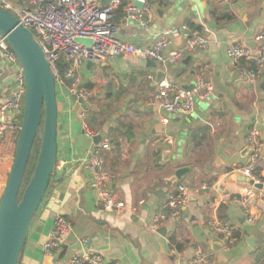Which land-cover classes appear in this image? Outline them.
<instances>
[{"label": "crops", "instance_id": "crops-1", "mask_svg": "<svg viewBox=\"0 0 264 264\" xmlns=\"http://www.w3.org/2000/svg\"><path fill=\"white\" fill-rule=\"evenodd\" d=\"M194 1L197 11L186 9L185 0H150L147 26L126 22L121 7L115 13L118 38L149 46L158 35L172 31L175 33L169 35L176 38V49L183 43L181 26L192 24L207 40V48L185 54L164 72V78L190 88L201 76L210 82L213 93L197 102L189 115H166L168 124L164 125V114L148 105L155 91L157 67L125 56L111 59L97 70L85 66L83 86H90L94 100L105 106L97 107L93 101L95 112L90 110L83 119L82 108L75 107L66 92H56L61 130L55 164L64 165L61 171L53 170L17 264L54 263L44 245L56 216L71 225L68 248L83 241L80 254H99L106 262L176 264L177 258H189L200 250L211 256V264H264V200H252L245 206L233 202L244 185L236 170L250 159L249 130H259V141L264 143V71L251 87L227 57V49L236 43L255 48V36L264 32V0H230L223 6L218 0ZM9 75L6 73L3 84L9 85ZM3 91L0 83V94ZM102 112L109 116L100 124L95 116ZM157 124L166 127L165 135L155 133ZM84 125L94 133L104 132L101 141L111 145L104 154V168L114 176L110 186L114 197L126 206L122 214L103 212L96 203L86 166L94 144L84 134ZM161 137H169L171 146L155 145ZM261 156L256 174L264 179V145ZM179 168L190 171L168 187L166 181ZM176 183L189 188V198L180 216L165 222L166 235L161 236L150 225ZM134 207L137 214L130 212ZM248 214L255 217L251 225L245 223ZM214 220L228 221L239 239L226 244L209 229Z\"/></svg>", "mask_w": 264, "mask_h": 264}, {"label": "built area", "instance_id": "built-area-1", "mask_svg": "<svg viewBox=\"0 0 264 264\" xmlns=\"http://www.w3.org/2000/svg\"><path fill=\"white\" fill-rule=\"evenodd\" d=\"M0 0V7L14 13L18 23L28 30L40 47L43 56L50 66L54 77L56 92H66L75 107H81L82 101L87 107L81 118L92 110L94 92L86 89L83 84V70L87 64L93 67L106 64L109 60L125 56L141 61H152L163 73L179 63L185 54L195 53L207 48V40L197 30L187 24L181 26L183 43L180 48H173L176 38L175 32L158 35L149 46L132 45L119 40V26L115 22V13L122 7L123 19L126 22L139 23L147 26L146 14L149 11L150 0ZM230 0H218L220 6ZM179 36V37H182ZM177 37V38H179ZM78 39L90 41V45H81ZM255 48L243 43H236L227 49V57L232 62L233 70L254 87L264 71V32L255 36ZM6 73H10L9 85L3 84ZM152 79L151 76H149ZM0 83L4 86L3 95L0 94V139L6 131L19 129L20 116L23 109L24 83L22 71L17 59L9 48L5 38L0 36ZM213 93V87L204 78L197 76L191 89H185L179 84L171 83L165 78L155 84V91L149 106H158L164 114L161 123L168 124L166 115H189L198 101L208 98ZM84 134L94 139L99 133L90 131L86 125ZM155 145L170 147L169 137H161ZM250 159L247 165L237 168L236 173L253 181L254 185H261V189L243 183L239 197L233 202L245 206L252 200H264V179L256 173L261 162V150L264 145L259 141V130L253 128L248 132ZM111 145L108 141H101L93 145L87 162L91 173V189L95 194L96 203L103 212L122 214L126 210L125 204L114 197L110 186L114 176L104 168V154ZM2 158H0V161ZM63 163L54 166V170L61 171ZM206 189L205 185L201 186ZM190 190L186 185L176 183L165 203L154 214L150 229L157 232L163 228L168 220H175L180 216L181 208L187 203ZM131 214H137V208L130 209ZM255 217L248 214L245 223L253 224ZM211 232L219 236L228 245L234 243L235 229L228 221L214 220L208 224ZM72 228L63 217L56 216L53 226L47 236L44 251L54 258L53 264H115L106 262L99 254L75 253L71 260H67L66 245ZM84 243L81 241V244ZM211 256L197 250L191 257H179L176 264H211Z\"/></svg>", "mask_w": 264, "mask_h": 264}, {"label": "water", "instance_id": "water-1", "mask_svg": "<svg viewBox=\"0 0 264 264\" xmlns=\"http://www.w3.org/2000/svg\"><path fill=\"white\" fill-rule=\"evenodd\" d=\"M185 3L186 9L197 11L194 0H185ZM192 15L195 16L196 13L193 12ZM0 36L5 38L17 59L25 89L14 157L0 196V264H17L32 221L43 202L53 175L57 160V133L61 130V126L57 122V93L49 64L32 34L1 7ZM76 42L81 45H90V41L83 39H78ZM147 64L151 68L156 67L152 61H147ZM86 67L91 68L93 65L87 64ZM156 75V81L164 78L161 70H157ZM191 88L192 86L185 89ZM80 104L82 110L87 111L82 101ZM153 110L157 113L158 106H153ZM92 112H95V109ZM41 124V141L36 163L28 184L21 191L26 167ZM165 131L164 125L155 126V133L165 135ZM104 137L105 133L101 132L93 139V144H98ZM163 154L165 157L168 155L167 152ZM189 171V168L177 169L174 176L166 181L167 186L172 187ZM237 179L257 189L262 188L261 185H254L248 178ZM157 233L165 236L166 230L160 228ZM81 246L80 243L71 245L67 250V260H71Z\"/></svg>", "mask_w": 264, "mask_h": 264}, {"label": "trees", "instance_id": "trees-1", "mask_svg": "<svg viewBox=\"0 0 264 264\" xmlns=\"http://www.w3.org/2000/svg\"><path fill=\"white\" fill-rule=\"evenodd\" d=\"M187 25L191 29H194V30L197 29L192 24H187ZM88 88L90 89V86ZM21 118H22V114L20 116L19 123H21ZM19 128H20V124H19ZM41 131H42V124L40 126L39 132L41 133ZM18 134H19V129L16 131H6L4 135L2 136V138L0 139V158H2V160L0 161V196L2 194L3 186L6 183L7 176H8V173L12 165V159L14 157ZM40 141L41 139L38 138L37 136L35 139L31 154H30L27 167H26V171H25L24 178H23V183L21 186V191L26 187V185L28 184L32 176V172H33L36 159H37V155L39 152ZM20 196H21V193H20ZM20 196H19V199H20ZM233 238H234V242L237 241L239 239V234L237 232H234ZM172 243L175 244L177 251L181 250V247L178 246L176 243H174V240H172Z\"/></svg>", "mask_w": 264, "mask_h": 264}, {"label": "rangeland", "instance_id": "rangeland-1", "mask_svg": "<svg viewBox=\"0 0 264 264\" xmlns=\"http://www.w3.org/2000/svg\"><path fill=\"white\" fill-rule=\"evenodd\" d=\"M10 2H12V3H18L16 0H9ZM11 13V15H14V13H12V12H10ZM98 67H100V66H95V68H96V70L98 69ZM105 71V70H104ZM116 85H114V87H115ZM102 87H96V89L97 90H100ZM210 97V96H209ZM199 102V101H198ZM94 105H96L97 107H104L105 105L104 104H99L98 102H96L95 100H94ZM109 116V114H107L106 112H102V113H97L96 114V116H95V118H96V120H97V122L98 123H102L103 121H105L106 119H107V117ZM170 116H175L174 114H170ZM94 118V117H93ZM40 131V130H39ZM41 137V133L39 132L38 133V138H40ZM50 184V183H49ZM50 186V185H49ZM49 188V187H48ZM48 190V189H47ZM47 193V192H46ZM46 195V194H45Z\"/></svg>", "mask_w": 264, "mask_h": 264}]
</instances>
